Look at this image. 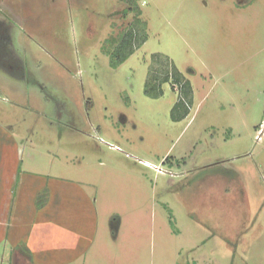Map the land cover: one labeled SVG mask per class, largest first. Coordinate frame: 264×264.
I'll list each match as a JSON object with an SVG mask.
<instances>
[{
    "label": "rangeland",
    "instance_id": "374dc122",
    "mask_svg": "<svg viewBox=\"0 0 264 264\" xmlns=\"http://www.w3.org/2000/svg\"><path fill=\"white\" fill-rule=\"evenodd\" d=\"M134 2L0 0V264H264V0Z\"/></svg>",
    "mask_w": 264,
    "mask_h": 264
},
{
    "label": "trees",
    "instance_id": "16d2710c",
    "mask_svg": "<svg viewBox=\"0 0 264 264\" xmlns=\"http://www.w3.org/2000/svg\"><path fill=\"white\" fill-rule=\"evenodd\" d=\"M128 7L123 12L127 16L135 8L134 0H125ZM139 14L124 28L116 46L107 53L111 57V65L123 63L137 48L142 46L148 36L145 27L139 24ZM153 65L147 79L145 92L148 96L158 97L164 94L163 85L171 82V89L177 93V100L171 109V117L175 121L186 118L193 104V88L190 80L184 79L182 72L168 55L155 53L152 56Z\"/></svg>",
    "mask_w": 264,
    "mask_h": 264
}]
</instances>
